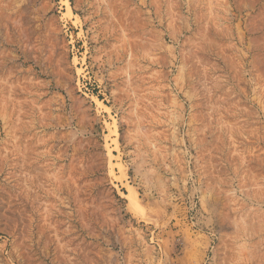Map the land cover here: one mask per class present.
Wrapping results in <instances>:
<instances>
[{"label": "rangeland", "instance_id": "374dc122", "mask_svg": "<svg viewBox=\"0 0 264 264\" xmlns=\"http://www.w3.org/2000/svg\"><path fill=\"white\" fill-rule=\"evenodd\" d=\"M0 264H264V0H0Z\"/></svg>", "mask_w": 264, "mask_h": 264}, {"label": "bare ground", "instance_id": "6f19581e", "mask_svg": "<svg viewBox=\"0 0 264 264\" xmlns=\"http://www.w3.org/2000/svg\"><path fill=\"white\" fill-rule=\"evenodd\" d=\"M242 225H243V222H242ZM243 227H244V225H243ZM243 230H245L244 228H243ZM249 235V234H248Z\"/></svg>", "mask_w": 264, "mask_h": 264}]
</instances>
